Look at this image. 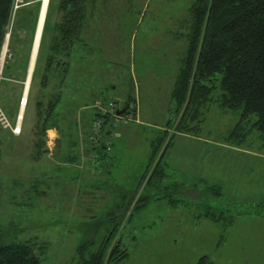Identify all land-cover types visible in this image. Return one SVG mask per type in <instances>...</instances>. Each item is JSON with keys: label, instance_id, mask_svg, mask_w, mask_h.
I'll return each mask as SVG.
<instances>
[{"label": "rangeland", "instance_id": "374dc122", "mask_svg": "<svg viewBox=\"0 0 264 264\" xmlns=\"http://www.w3.org/2000/svg\"><path fill=\"white\" fill-rule=\"evenodd\" d=\"M194 1L87 0L63 87V67L54 68L56 63L49 81L43 80L63 21L60 0H52L21 133L0 121L4 241L30 242L42 264H84L107 236L110 249L118 243L127 252L109 264H197L203 256L212 264H264L259 135L216 97L202 108L200 121H187L188 134L178 132L183 109L175 112L172 91L186 56ZM33 7L17 12L16 26ZM15 36L12 50L7 46L6 56L1 54L5 61L0 58V111L11 126L20 114L33 41L24 38L25 47L13 52ZM59 58L67 61L63 54ZM60 93L50 120L60 138L35 159V142L48 141L47 134H36L38 113L43 123L49 101ZM127 102L133 112L115 115V124L97 133L98 141L112 146L107 158L96 162L90 150L102 122L96 113H116ZM162 131L166 138L150 163L151 143ZM69 156L75 161L68 162ZM152 171L158 173L150 178ZM210 209L223 219L210 217ZM83 243L88 246L80 254Z\"/></svg>", "mask_w": 264, "mask_h": 264}, {"label": "trees", "instance_id": "16d2710c", "mask_svg": "<svg viewBox=\"0 0 264 264\" xmlns=\"http://www.w3.org/2000/svg\"><path fill=\"white\" fill-rule=\"evenodd\" d=\"M51 2L52 0L49 1V10L44 22L46 29ZM86 2L87 0H60L58 11L62 13L63 21L56 27L58 35L47 59L44 82L49 81L56 63L54 68L63 67L61 83H64L71 66L69 49L75 45L81 34ZM12 8L13 0H0V58L11 22ZM188 21L186 56L172 91V97L177 105L175 112L183 109L177 127L178 132L188 134L192 128L188 127L187 121H200L202 108L207 109L216 97L221 106L239 111L240 120L248 123L250 130L257 133L264 144V0H195L189 9ZM40 53L37 56V64ZM62 54L67 57L64 63H61L60 59L57 61ZM37 64L34 72L37 71ZM60 101L61 93L54 101H49L43 123L40 122L41 111L38 113L36 134L39 136L45 137L47 131L56 126L50 123V120ZM128 101L130 102V98ZM38 106H42L41 101L38 102ZM130 111L133 112V109L129 105L124 114H129ZM115 115L116 113L97 112L95 119L99 118L102 122L97 124L96 131L100 132L110 124L112 127L117 119ZM112 133L111 130L106 131L107 135ZM166 135V131H162L159 137L153 139L150 163L155 158L159 146L164 143ZM171 140L168 141L165 152L168 151ZM35 145L39 149L35 159H39L40 150L47 151L45 140L41 143L37 141ZM111 146L112 144L108 146L100 139L98 141V137L94 135L90 150L96 162L107 158ZM165 152L160 156V160L163 159ZM74 161L75 157L69 156L68 162ZM154 173L158 172L152 171L150 178ZM145 178L146 174L142 180ZM215 212L217 211L210 209L209 216L222 220V213L215 216ZM223 217L225 218V215ZM3 239L4 233L0 230V264H42L36 248L30 242ZM111 241L112 239L107 236L99 248L89 254L84 264H109L113 260L125 257L127 252L119 249L118 243L110 249ZM86 246L85 243L80 246V254H84ZM118 252L121 253L116 255ZM197 264L212 262L208 256H203Z\"/></svg>", "mask_w": 264, "mask_h": 264}, {"label": "crops", "instance_id": "0c3cea01", "mask_svg": "<svg viewBox=\"0 0 264 264\" xmlns=\"http://www.w3.org/2000/svg\"><path fill=\"white\" fill-rule=\"evenodd\" d=\"M40 1L42 2L41 4H40ZM28 3H29L27 5L28 7H31V6L32 7L34 6V7L32 9H30L28 12L24 13L23 19L21 21L17 22V26H16V17H15V16H17V13L15 14L14 18L11 19L10 26H9V28H11V30L8 31L9 36L7 37V35H6V40H7L8 48L10 47V49L12 50V39L16 35L15 36V42H14L15 45H14L13 52H18L21 47L22 48L25 47L24 46V42L25 41L23 39L24 38L27 39L29 37H31V38L33 37L32 44L29 47L30 50H28V53L30 54V56H29V58H28V60L26 62V64H27L26 69L29 72V69H30V67L32 65V56H33V53H34L35 48H36V41H37L39 25H40V17H39V15L41 14L40 11L42 10L43 0H33V1H29ZM48 10H49V5L47 7V11H46V15L45 16H47ZM36 12L38 13V15H37ZM45 20H46V18L44 19V22H45ZM34 21H35V24H34ZM33 31L35 33H33ZM45 34H46V26H45V23H43V26H42V29H41V34H40V40H39V43H38V49H37V52H36L37 56H38V54L40 52V49L42 48V43L44 41ZM55 34L56 35L54 37V41L57 39V34L58 33H55ZM6 40H5V43H6ZM54 41H53V45H54ZM5 43H4V46H5ZM4 46L2 48V52H3ZM11 50H10V52H11ZM51 52H52V48H51ZM37 56L35 58L36 60H34L35 63H33V67H34L33 71H34V69L36 67V64H37ZM71 67H72V65L70 66V70H69V72H68V74L66 76V79H65L64 83H61L63 85V87H65L67 85V78H68V76H69V74L71 72ZM33 71H32L31 77H30V84H31L32 76H33ZM28 75L29 74L27 73L26 80L28 78ZM30 87L28 88L29 90L27 89L28 90V92H27V98L28 99L30 98ZM27 90L25 88V92H23V94L26 93ZM21 112H22L23 119H24L25 114L27 112L26 106H25V108H23V111L21 110ZM59 131H60L59 128L56 127V126L50 128L47 131V139H48V141L46 143V146L48 148L52 147L54 142H56L60 138L59 137V134H60ZM24 133H25V130L23 128V134Z\"/></svg>", "mask_w": 264, "mask_h": 264}, {"label": "built area", "instance_id": "2783aa9c", "mask_svg": "<svg viewBox=\"0 0 264 264\" xmlns=\"http://www.w3.org/2000/svg\"><path fill=\"white\" fill-rule=\"evenodd\" d=\"M29 3L26 2V0H13V8H12V14H11V19L14 18L15 14L23 7L27 6ZM9 36V34H7V37ZM27 105V99L22 98L20 106L24 107ZM21 111V110H20ZM0 121L1 123L6 126L11 128V131L15 134V135H19L22 131V123L21 120H19V115H18V120L16 122L15 125L11 126L9 121L7 120L5 114L2 112V110L0 111ZM95 136H97L98 131H95Z\"/></svg>", "mask_w": 264, "mask_h": 264}, {"label": "bare ground", "instance_id": "6f19581e", "mask_svg": "<svg viewBox=\"0 0 264 264\" xmlns=\"http://www.w3.org/2000/svg\"><path fill=\"white\" fill-rule=\"evenodd\" d=\"M48 4H49V0H43L42 10H41V14H40V25H39L38 37H37V41H36V48H35V51H34L33 56H32V65H31V68H30L29 79L27 78L28 80L26 81L27 82L26 83V90L29 88V85H30V77H31L32 70H33V63H34V60H35L36 55H37L36 52H37V49H38V43H39V40H40L41 29H42V26H43V23H44V19H45V15H46ZM7 50L8 49H7V40H6V43H5L3 52H2V53H4L5 56H6ZM4 61H3V57H2L1 58V62H4ZM0 67H1V64H0ZM23 98L27 99V102H28L27 93H24ZM23 108L24 107H21L22 111H23ZM22 116H23L22 112L20 111L19 120L22 119Z\"/></svg>", "mask_w": 264, "mask_h": 264}, {"label": "water", "instance_id": "95a60500", "mask_svg": "<svg viewBox=\"0 0 264 264\" xmlns=\"http://www.w3.org/2000/svg\"><path fill=\"white\" fill-rule=\"evenodd\" d=\"M129 105H130L129 102H127V103L125 104V107H124L123 109H121V110H119V111L116 112V115H117V116H121V115H123V114L128 110Z\"/></svg>", "mask_w": 264, "mask_h": 264}]
</instances>
